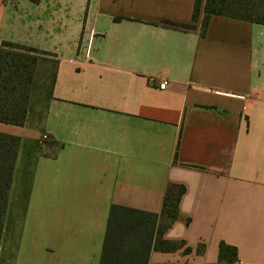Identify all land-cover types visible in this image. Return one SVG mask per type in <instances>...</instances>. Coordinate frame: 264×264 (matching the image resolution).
I'll return each instance as SVG.
<instances>
[{
  "label": "crops",
  "instance_id": "obj_1",
  "mask_svg": "<svg viewBox=\"0 0 264 264\" xmlns=\"http://www.w3.org/2000/svg\"><path fill=\"white\" fill-rule=\"evenodd\" d=\"M194 4L0 0V43L55 60L41 122H0L20 138L0 264H99L110 206L160 213L170 183L185 191L163 238L184 244L150 264H222L220 242L264 264V24L203 32Z\"/></svg>",
  "mask_w": 264,
  "mask_h": 264
},
{
  "label": "trees",
  "instance_id": "obj_2",
  "mask_svg": "<svg viewBox=\"0 0 264 264\" xmlns=\"http://www.w3.org/2000/svg\"><path fill=\"white\" fill-rule=\"evenodd\" d=\"M201 8L203 32L212 15L264 24V0H195L192 21L196 20ZM162 22L184 28L193 27L191 23L170 20ZM43 55L50 54L11 41L0 43L1 123L24 125L28 121L29 99L36 66ZM53 81L54 76L51 77L48 99L52 95ZM46 109L47 105L44 113ZM19 142L18 136L0 131V238ZM184 191L185 187L181 184H168L160 213L112 204L109 208L99 264H150L149 255L152 250L169 252L180 248L184 244L183 241L166 240L163 233L178 218V204ZM183 251L187 253L190 248L186 247ZM218 261L222 264H238L236 248L220 242Z\"/></svg>",
  "mask_w": 264,
  "mask_h": 264
},
{
  "label": "rangeland",
  "instance_id": "obj_3",
  "mask_svg": "<svg viewBox=\"0 0 264 264\" xmlns=\"http://www.w3.org/2000/svg\"><path fill=\"white\" fill-rule=\"evenodd\" d=\"M256 44H253V47ZM55 60L43 55L37 63L29 99L28 124H38L44 114Z\"/></svg>",
  "mask_w": 264,
  "mask_h": 264
},
{
  "label": "built area",
  "instance_id": "obj_4",
  "mask_svg": "<svg viewBox=\"0 0 264 264\" xmlns=\"http://www.w3.org/2000/svg\"><path fill=\"white\" fill-rule=\"evenodd\" d=\"M166 85H167V81H166V80H162V82H160V83L158 84V87H159L160 89H164V88L166 87Z\"/></svg>",
  "mask_w": 264,
  "mask_h": 264
}]
</instances>
